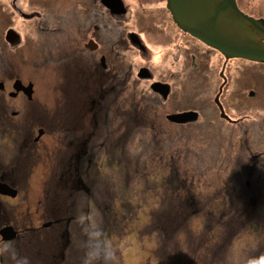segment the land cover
<instances>
[{
    "label": "rangeland",
    "instance_id": "rangeland-1",
    "mask_svg": "<svg viewBox=\"0 0 264 264\" xmlns=\"http://www.w3.org/2000/svg\"><path fill=\"white\" fill-rule=\"evenodd\" d=\"M73 1L59 0L61 3L51 12L53 23H62L50 25L57 28L55 33L44 34L37 27L31 29L33 25H12L23 39L26 38L23 46L15 51L0 42L3 47L0 52L8 63L0 56V70L14 69L12 76L3 75L0 81L5 78L10 85L19 79L23 84L31 82L33 88L31 99L11 97L0 91V140H6L5 144L0 142V161L13 165L11 159L20 154L17 168H23L18 174L32 173L26 188L19 185L23 194L21 204L18 197L6 202L0 199L4 202L0 206L1 214L21 235L14 240L0 241L2 263L65 264L67 251L66 264H85L83 259L86 264H119V252L122 264H156L152 257L156 236L142 234L141 230L149 222L150 211L165 203L154 172L159 174L171 164L169 156L173 155L177 156L173 161L187 165L188 174H194L199 182L194 186L202 190L204 199L218 201L210 205L214 210L226 205L222 196L236 200L243 195L246 199L242 200L243 204L251 198L253 202L249 205L256 209L250 219L240 225L241 230L235 234L226 259L229 264L244 261L264 264V97L246 102V90L251 85H243V76L249 63L236 58L227 62V83L220 101L230 117L240 118L237 123H228L219 117L214 103L222 83L219 72L224 63L216 50L191 37L183 39L174 21L172 25H163L172 20L169 15L163 18L154 12V16L149 17V25H141L142 19H133L143 14L137 12L136 0H125L130 10L123 19L124 24L126 21L129 24L126 27L88 25L90 6L75 10ZM80 1L77 0L76 5ZM245 2L253 14H264V0H238L240 6ZM154 5L157 7L158 3ZM74 10V17L79 19L72 20L73 24L70 16ZM145 27L150 31L145 29L140 33L139 28ZM134 29L135 33L145 36V51L137 47L130 49L122 42L120 36L123 33L128 36ZM93 31L101 44L99 51L107 54L108 68L102 73L91 71V62L97 57L95 53L88 55L83 47ZM73 44L79 47L76 58L71 53ZM37 45L39 48L32 50L31 47L37 48ZM156 52L158 57H154ZM47 54H53V59ZM255 68L264 72L261 67ZM69 69H73V75L79 69L84 76V84L77 91L78 78L74 82ZM144 71L152 79L143 77ZM258 74V70L252 73L253 76ZM152 80L169 84L171 93L166 101H161L150 90ZM254 81L258 78L251 80L252 85ZM153 97L158 101H153ZM187 109L199 112L197 121L181 123L167 118L170 113ZM38 128L43 130V135L35 145L32 138ZM21 130L26 133L24 137L13 140L12 136H19ZM86 139L88 146L95 144L96 155H101L91 169V180L82 187L88 190L85 192L74 181H69L70 190L64 192L70 191L71 197L60 199L58 216L67 217V212L76 218L77 225L74 233L65 236L66 239L69 236L73 246L68 244L69 240L62 245V233H56L57 226L49 224L34 232V227L52 221L45 213V209L52 208L48 204L51 186H48L49 194L44 195L45 200L40 191L43 179L38 175L47 167L57 169L68 162L75 165L77 159L73 153ZM26 145H33L30 150L41 152V156H29L26 161ZM123 153L128 158L121 161H130V164L122 163L120 167L118 157ZM132 174H135L133 181ZM6 179L13 182L9 174ZM248 180L249 187L245 185ZM222 187L226 190L221 195ZM68 207L75 214L66 210ZM188 223L193 233L202 228L198 216L191 217ZM250 223H255L257 229H251ZM85 226L88 229L83 238ZM13 244L19 245L18 253H13Z\"/></svg>",
    "mask_w": 264,
    "mask_h": 264
},
{
    "label": "flooded vegetation",
    "instance_id": "flooded-vegetation-1",
    "mask_svg": "<svg viewBox=\"0 0 264 264\" xmlns=\"http://www.w3.org/2000/svg\"><path fill=\"white\" fill-rule=\"evenodd\" d=\"M76 1L77 0L72 2V7L74 9L77 8L78 10H80L82 8L84 9L90 6V11H87V9H85V11L89 12V17L87 18V21L89 22L88 25H102V24L104 25H124V27H126V25H129L127 21H126V24H124V21H123L127 13L130 11L129 5L125 0H81L78 3V5H76ZM136 1L139 5V9L137 10V12L139 14L141 13L143 14L141 17L133 16V19L135 18L142 19L143 22H141V25H149V17L154 16V12L160 14L163 18H165L166 15H169L170 19H172V16L166 6V0H136ZM155 2L158 3L157 7L156 5H154ZM58 3H61V2H59V0H0V42H3L6 46L10 47V49H14L15 51L16 49H19L21 48V46H23L26 38L23 39L22 35L19 34V31L12 25H33L31 29H33L34 27H37L38 29H41L42 32H44V34L45 33L47 34L48 32L55 33L57 28L55 29L50 25H61L62 24V23L61 24L53 23V16L51 13L55 10L56 5ZM237 3H238V0H237ZM133 5L135 4L133 3ZM239 7L247 14L255 18L262 19V22L264 24V14L262 12L253 14L251 12V7L249 6L247 2H245L244 5L242 6L239 5ZM155 8H158L159 10L153 11ZM75 10L72 12V16H70L71 22L72 20L74 21V19H77V20L79 19L77 17H74L73 15ZM172 21L173 20H171L170 23H163V25H172ZM174 24L176 26V29L178 28L179 33L182 34L181 37L183 39H186L187 37H191L194 40L200 42L196 38L189 35L187 32L180 29L176 23ZM262 26L264 28V25ZM77 27L78 25L76 26L75 29H77ZM135 29L129 31L128 36H126L123 33L120 36L121 40L130 49L131 47H137L145 51L147 49L146 43L144 41L145 36L135 33ZM145 29L147 31H150L148 27L139 28V30L141 31L140 33H142L143 30ZM93 33H94L93 35H89L88 37H86L83 43V47L87 50L85 52H87L88 55H90L91 53L96 54V57H97L96 61L91 62V66H90L91 71L94 73H98V72L102 73L103 71H107V68H108L107 66L108 59L106 58L107 54L103 51L101 52L99 51V49L101 48V44L99 40L97 39L96 31H93ZM145 35H146V31H145ZM181 37H179L178 40H180ZM256 38L257 40L264 41V38L262 37L260 38L256 37ZM171 44H173L172 40H171ZM33 45H36V44H33ZM31 48L32 50H37L39 48V45H37V48H35V46H32ZM72 48L73 50L71 51V53H73L74 58H76L75 56H77L79 47L76 44H73ZM2 50H3V47L0 46V51L2 52ZM1 52H0V56L3 58L2 60H4V62L7 63V60L3 57V53ZM140 54L144 55L142 52H140ZM219 54L222 56V58H224V61H223L224 63L222 64L221 70L219 72V76L221 77L222 81H223V77L225 78L226 80L225 84H226L227 83V75L225 74L226 65L228 64L227 62L229 59H234V58H230V57L226 58L221 53ZM47 56L48 58L50 57L51 59H53V54H50V55L47 54ZM44 59H47V57H45ZM237 59H241V58H237ZM241 60H244L249 63V64H246L247 66H245L246 72H245V75L243 76L244 78L243 85H247V84L251 85L246 90V93H247L245 97L246 102L249 104L250 100L255 99L256 97L257 98L261 97L263 99L264 97V72H262L261 70L255 67L258 66L264 70V62H254V61H250L246 59H241ZM95 62L97 63V65H94ZM145 67L146 66H144V68ZM5 68L6 69L0 70L1 78H3L4 76H7L6 78H8L9 76L13 75L12 70L14 69L10 67H5ZM254 70H258L260 72V74H258L259 76L252 75ZM144 73H145V76L143 77L152 79L150 78V74H148L146 71H144ZM221 75H223V77ZM257 78H258V81H254L252 85L251 80H256ZM0 82H1L0 91L5 92L6 95L11 96V97H26L27 99H31L32 94H28V91L30 89L23 87L27 83L26 84L22 83L23 86L20 83H16V87L14 88L13 87L14 80L10 83V85L8 84L9 81L6 80L5 78L4 80H1ZM154 82H160V81H153V80L150 81L149 83L150 87H151V84ZM162 83H165V82H162ZM8 86L10 87V89H8ZM153 94L158 95V93L154 91H153ZM220 95H221V92L218 97L219 101H220ZM220 103L223 106L221 101ZM216 107L218 106L216 105ZM42 135H43V130L41 128H38L36 130V135L32 138L33 144L36 145L41 139ZM31 136L32 135L30 134L29 137ZM88 142L89 140L86 139L83 145L80 146V148H78L75 151V153H73V157L77 159L75 165H71L68 162L67 165H62V166L59 165L57 169L56 168L49 169L47 167V169L43 171L42 174L41 172L39 173L38 177L41 176V180L43 179V184L40 190L43 197H44V194L46 195L49 194L50 188H48V186H51V190H52V194H50L51 197L48 203L49 205L52 206V208L45 209L46 214H49V215L52 214V215H55L56 218H59L61 220L67 219V220L74 222L75 217L70 216L67 213H65L67 217L64 215L58 216L59 204L61 202L60 199L62 197H67V198L71 197L70 191H67V194H65L64 192L66 190H70V185L68 184L69 181H74L75 184H78L80 188L82 187L84 188V186L86 185V177L87 179L89 178V174L91 170L90 161H86L85 166L81 167L79 164V160L82 157H84L85 159L90 157V145L88 146ZM26 147H28V149L25 150L26 151V154H25L26 161L27 159H29V156H36V157L41 156V152L37 153L33 149L30 150L33 147V145H30V146L26 145ZM19 155L20 154H18V157H16L17 159L15 161L16 163L15 164L13 163V165L12 164L5 165L4 163L0 161V180L2 182L7 183L11 187L15 188L17 191L14 197L7 196V195H0V199L3 200L4 202L8 201L9 199H14L18 197L19 204H21L20 201L23 200V194L20 192V190L22 189L19 187V185L26 188L27 186H25V184L27 183L29 184V182H26V181L32 175V173L29 171L26 173L22 172L21 174H18L20 172L19 169L23 168V166L21 168H17L20 163V159H21ZM7 174H9L12 177L13 182L6 179ZM47 179H50L51 182L49 181L50 182L49 183ZM40 205L41 203L39 202L38 203L39 209H40ZM43 208H44V205H42L41 210H43ZM66 210L69 211V207ZM1 216H4V215L1 214L0 217ZM65 236L67 237V234L62 233V238H61L63 241L62 245H65V243L69 240V236L67 239L65 238ZM2 261H3V258L0 257V262H1L0 264H3Z\"/></svg>",
    "mask_w": 264,
    "mask_h": 264
},
{
    "label": "trees",
    "instance_id": "trees-1",
    "mask_svg": "<svg viewBox=\"0 0 264 264\" xmlns=\"http://www.w3.org/2000/svg\"><path fill=\"white\" fill-rule=\"evenodd\" d=\"M153 101L157 102L158 99L153 97ZM94 145V143L90 145V157L86 159L82 157L79 160L81 167L85 166L86 161H90V166L93 168L99 159L101 154L96 155V150L93 149ZM108 155L112 156V154ZM126 156L123 153L118 157L120 167L122 163L130 164V161H121V159L127 160L128 157ZM169 158L171 164L164 167L159 174L157 171L154 172L156 185L161 188L165 203L161 208L150 211L149 222L141 230L142 234H154L156 236V250H153L152 257H154L156 264H229L226 259L227 251L230 250L235 234L241 230L240 227L237 228L236 223L242 224L245 219L253 215L256 208L249 205L253 201L248 197L250 202L247 201L246 204H243L242 200L245 198L243 195L236 200H229L228 196L226 198L222 196L221 200L226 205L214 210L210 205L211 203H218V201L204 199L205 195L201 192L202 190L199 191L198 186H194V184L199 183L194 179V174H188L190 172L188 166L173 161L175 158L177 159V156L170 155ZM132 161L134 162L133 157ZM134 167L137 168L138 165ZM134 167L131 166V168ZM247 173L243 174L247 175ZM134 175H130L132 181ZM90 180L91 178L87 179L86 177V182ZM199 188L201 189V186ZM234 188L236 189L235 186ZM79 189L85 192L88 190V188ZM225 190L226 187H222L220 194L222 195ZM244 200L246 201V199ZM195 216L201 218L202 228L199 232L193 233L189 230L188 222L191 217ZM262 223L264 225V220ZM250 227L253 230L257 229L255 223H250ZM83 238H86L85 234ZM71 251L70 248L69 252ZM66 253L68 255L67 251ZM120 254L119 252L117 263L122 264ZM81 262L82 260H79V263ZM83 262L86 264L84 259ZM243 264H250V261H244Z\"/></svg>",
    "mask_w": 264,
    "mask_h": 264
},
{
    "label": "water",
    "instance_id": "water-1",
    "mask_svg": "<svg viewBox=\"0 0 264 264\" xmlns=\"http://www.w3.org/2000/svg\"><path fill=\"white\" fill-rule=\"evenodd\" d=\"M166 6L179 28L216 49L224 57L264 62V41L256 38H264L262 22L240 10L236 0H166ZM16 83L20 82L17 80ZM25 88L30 89V94L31 83ZM151 88L163 98L168 94L166 84L154 82ZM219 92L214 101L219 106L220 116L229 119L218 100ZM167 118L182 123L195 120L197 112H175L168 114ZM0 194L15 196L16 190L0 181ZM0 236L3 241H9L15 238L16 231L6 225L0 228Z\"/></svg>",
    "mask_w": 264,
    "mask_h": 264
},
{
    "label": "bare ground",
    "instance_id": "bare-ground-1",
    "mask_svg": "<svg viewBox=\"0 0 264 264\" xmlns=\"http://www.w3.org/2000/svg\"><path fill=\"white\" fill-rule=\"evenodd\" d=\"M261 20V22H262V19H260ZM262 25H264L263 24V22H262ZM195 38V37H194ZM197 39V38H196ZM197 40H199V39H197ZM200 41V40H199ZM201 42V41H200ZM202 43V42H201ZM157 47V46H156ZM159 50H160V48H159ZM158 50V51H159ZM157 53L158 52H156L155 53V55H154V57L155 56H157ZM158 57V56H157ZM69 73L71 74L72 73V75L71 76H74L73 77V81L75 82L76 81V79L78 78V81H77V84H75L76 85V91H77V89H80L82 86H83V84H84V81H85V79H84V76H83V74L81 73V71L79 70V69H77L76 70V73H74V75H73V69H69ZM83 78V80H81ZM225 79H223V81L222 82H224L225 83ZM73 84V83H72ZM73 102H75V100H73ZM195 112H197V113H199L197 110H194ZM12 114H15V112L14 113H12ZM7 123V122H6ZM23 134H26L23 130H21V132H20V134H19V136H12V137H14L13 138V140L14 139H19V138H23L24 137V135ZM14 135V134H13ZM23 136V137H22ZM20 139V140H21ZM19 141V140H18ZM0 142H2V143H6V140L3 138V139H1L0 140ZM16 157H18V155L16 156ZM16 157H14L13 158V163L15 164L16 162ZM1 181V180H0ZM26 182H28V181H26ZM28 185V183L27 184H25V186H27ZM45 195V194H44ZM50 216V218H52L53 220L52 221H46L45 223H47L48 225L49 224H51V225H53V226H57L56 227V233L57 234H60V233H63V234H67V235H71L72 233H74L75 231H76V227H77V225H76V223H74V222H72V221H70V220H67V219H59V218H56V216H54V215H52V214H50L49 215ZM42 222H43V220H42ZM240 225L241 224H239V223H236V226H237V228H239L240 227ZM87 229H88V226H85L82 230V232L86 235L87 234Z\"/></svg>",
    "mask_w": 264,
    "mask_h": 264
}]
</instances>
